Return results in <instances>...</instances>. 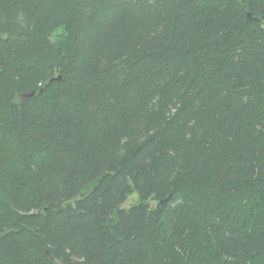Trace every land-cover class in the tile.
I'll use <instances>...</instances> for the list:
<instances>
[{
	"label": "trees",
	"instance_id": "trees-1",
	"mask_svg": "<svg viewBox=\"0 0 264 264\" xmlns=\"http://www.w3.org/2000/svg\"><path fill=\"white\" fill-rule=\"evenodd\" d=\"M0 264H264V0H0Z\"/></svg>",
	"mask_w": 264,
	"mask_h": 264
},
{
	"label": "rangeland",
	"instance_id": "rangeland-1",
	"mask_svg": "<svg viewBox=\"0 0 264 264\" xmlns=\"http://www.w3.org/2000/svg\"><path fill=\"white\" fill-rule=\"evenodd\" d=\"M138 201H139V194L137 192H134L127 198V200L122 204L121 207L129 208L130 205H132ZM153 204H155V203L153 202Z\"/></svg>",
	"mask_w": 264,
	"mask_h": 264
}]
</instances>
